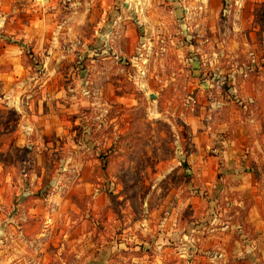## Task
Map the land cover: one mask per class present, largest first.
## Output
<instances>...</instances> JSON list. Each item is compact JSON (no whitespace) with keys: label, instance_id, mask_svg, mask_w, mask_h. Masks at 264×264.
<instances>
[{"label":"rangeland","instance_id":"1","mask_svg":"<svg viewBox=\"0 0 264 264\" xmlns=\"http://www.w3.org/2000/svg\"><path fill=\"white\" fill-rule=\"evenodd\" d=\"M87 8L54 65L0 25L23 60L0 64V264H264V0ZM41 109L70 117L58 148ZM243 234L261 259H209Z\"/></svg>","mask_w":264,"mask_h":264},{"label":"crops","instance_id":"2","mask_svg":"<svg viewBox=\"0 0 264 264\" xmlns=\"http://www.w3.org/2000/svg\"><path fill=\"white\" fill-rule=\"evenodd\" d=\"M78 2L74 0L69 1V11L67 12L68 15L65 17L63 16L64 9L61 6L65 3V0H0V25L6 28H12V30L7 32L19 38H24L25 44L31 47L33 46L36 52L45 57V65H54V63L56 64L62 61L61 59L65 53H74L72 48L76 46L73 41L77 37L80 38V51H82V49L84 51L87 50V32H60V29L63 28L64 25L56 23L57 21H64L65 19L67 21L70 16L75 14V11H78L80 16L79 20H82V18L87 19V6L94 3L95 0L81 2V6L83 5L84 7L77 8V10L74 9V7H77L76 3ZM73 19L77 21L78 18L73 17ZM64 39H66V43L63 42ZM70 42H72V45ZM22 63V51L17 45H0V64H4L10 69L9 72L1 76L3 83L6 85L15 84V81L19 80L18 75L19 77L21 75L20 68H23ZM44 98L45 97H43V99ZM42 105L44 104L42 103L41 106ZM47 105L49 106L50 103L48 102ZM47 112L49 111L41 109L37 117L33 115L31 118L29 117L31 123L29 125L25 124V126L27 130L29 129L32 132L37 126L35 120L38 121V126L40 128L43 125L45 126V133H50V135L54 134L56 138L53 140V144H48V147L58 148L61 141L66 139L67 128L65 125H68L70 117L62 115L60 111L49 112L48 115H45ZM26 133L28 135L30 132L28 133L27 131ZM42 137L43 136L40 135V140L37 141V144L38 146L41 144V147L44 148ZM248 189L251 191L250 186L246 188V191H248ZM245 227L246 226H243V229ZM255 229L258 231L257 233H260L261 230L259 227H255ZM242 237L245 241L241 243L237 241L236 244L239 247L241 244H244L245 250L233 248L232 251L228 252L227 250L229 247L227 246L224 253L211 254L210 257L212 258L209 257V259L214 261V255H218L219 259L223 258L224 260L234 259L245 261L249 258L253 261H258V259H261L260 254L257 253V240L251 239L244 234ZM178 256L182 257L184 254L180 253ZM179 257L178 259H180Z\"/></svg>","mask_w":264,"mask_h":264}]
</instances>
